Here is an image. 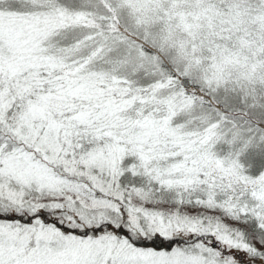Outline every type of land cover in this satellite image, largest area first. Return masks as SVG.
I'll use <instances>...</instances> for the list:
<instances>
[{"label": "snow or ice", "instance_id": "1", "mask_svg": "<svg viewBox=\"0 0 264 264\" xmlns=\"http://www.w3.org/2000/svg\"><path fill=\"white\" fill-rule=\"evenodd\" d=\"M0 264H264V0H0Z\"/></svg>", "mask_w": 264, "mask_h": 264}]
</instances>
